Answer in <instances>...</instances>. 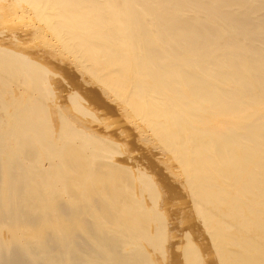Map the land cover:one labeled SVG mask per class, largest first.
<instances>
[{"label":"bare ground","instance_id":"obj_1","mask_svg":"<svg viewBox=\"0 0 264 264\" xmlns=\"http://www.w3.org/2000/svg\"><path fill=\"white\" fill-rule=\"evenodd\" d=\"M10 5L37 21L30 36L45 56L67 54L98 85L87 99H113L166 155L212 264H264V0H0ZM10 29L0 38V264H162L170 232L157 173L115 158V140L84 125L97 117L78 91L68 101L83 123L53 110V64L11 46ZM192 235L170 264L202 260Z\"/></svg>","mask_w":264,"mask_h":264},{"label":"rangeland","instance_id":"obj_2","mask_svg":"<svg viewBox=\"0 0 264 264\" xmlns=\"http://www.w3.org/2000/svg\"><path fill=\"white\" fill-rule=\"evenodd\" d=\"M16 8H18V7L14 6V5H12V6L10 5V8L7 6L4 8V11L0 10V38L2 40H4L6 37L11 35L10 33H12V31L10 28H14L13 32L16 33V35L18 32L17 36H19L18 37L19 41H16V39L15 40L12 39L13 42L10 41L11 46H15L17 49H21L25 52H28L29 54H33V53L36 54L37 53V55H34V54L33 55L37 56L38 58L42 59L43 61L45 60L44 62H46V64L49 62L47 64V66L49 64H53V65H49V69H50V71L52 70L54 75L52 73H49L50 75L48 76L49 82H50L52 90H53V94H52L51 100L49 99V95L47 94L46 103L50 104L53 110H56V109L64 110V108L62 106H66L67 109L74 116H77L79 119H81V123H83L84 120H86L85 121L86 123L84 122V125H88L87 126L88 128L90 127V129H94V130L97 129L98 130V131L96 130L97 132H101L103 134L108 135L110 138H113L115 140V141L114 140L113 141L115 143H117L118 153L115 154V158L118 161H121V162L126 163L128 165L133 164V166H140L141 168L146 169L150 174L156 175V173H157V175H156L157 177H155L154 175H151L154 180L158 179V180H155V181H158L157 183H159V181H160V184H161V192H160V195L157 199V206L163 215L167 234L170 232L167 235L168 237L166 236V238H165L166 242L164 241V245L166 244L165 245L166 247L164 246V252L166 253V255L164 253V256L159 258V260H160L159 263L170 264L171 258H174L173 253L175 255V253L179 250V248H177V247H179V245L182 241L181 235H183L184 232L191 233V235L193 234L192 233L193 230L191 228L188 229V227L190 225L189 220H188V216H191L193 219V226H194V230H195L194 236L193 235L192 236L195 238V239L193 238L195 243L198 244L199 246H201V250H202V254H203V258L198 264H201V263L202 264H212V261H213V257L211 256L212 251H211V249H209L207 247V242H206V239L203 235L204 233L199 232V228H198V225L195 221L194 215L192 213V207H191V204H190V202L186 196V192L184 191L181 183L176 182L175 179H177V178L175 177L174 174H173L174 177H173V175L171 176L173 179L170 177V175H171L170 173L171 172L173 173L174 170H172V171L166 170V168H164L165 164L161 163V162H164L165 159H162V158H164V157L166 158V155L162 151H159L158 148H156L153 140L150 137H148L149 134L147 133V131H143V130L141 131L137 126H135V125H137V123H135V121H136L135 119L133 121V118L127 117L128 118L127 119L124 116L126 118V121H127L126 122L123 115H121L119 117V113H122V112H121V110H119L120 108H117V105H115L116 102H114L113 99H110V98L102 95L103 96L102 105L103 104L105 106L107 105V107L109 109H111L110 111H112V110L115 111V112L112 111L113 113L112 112L110 113V111L107 110L108 108L104 107V105H103L104 108H102V105L97 106L96 104L92 103L89 99H87V96L85 94L89 93L93 89L95 91L101 93L100 88L97 87L98 85L91 83L88 80L89 78H87L85 74H84L85 75L84 76L82 73L78 72V70L76 68H74V66L72 65L73 63L71 61L70 56H67V54H59V53L55 52L56 54H51L50 56L49 55L45 56V53L43 52L44 46L42 49L41 45L43 43L40 41V38H38V37L36 38V36L35 37L30 36V32H32V28L33 27L35 28L38 25V24H36L37 21L35 20L36 21L35 22L33 20V16H30V15L25 16V14L24 15H23V13L21 14V12H19L20 8H18V9H16ZM9 9H10V12H12L11 13L12 15L10 14ZM13 9L15 10V12L11 11ZM7 12H9V13L7 14ZM13 13L16 16L13 15ZM21 15L25 16V18L23 17L24 18L23 20H22ZM9 16H10V18H9ZM18 16H19V18H21L22 21L18 18ZM18 19H19V21H18ZM8 20H10V21H8ZM24 20H25V22H23ZM19 22H22V24H20ZM15 26H17V27H15ZM26 34H27V36H26ZM52 55L55 57H53ZM64 67H65V69H64ZM66 71H69V74ZM73 73H75V74H73ZM68 75H71V76H68ZM72 75H75V78H74L75 83L71 82L70 79H67V76H68V78H70V77H72ZM71 83L73 85L78 84L80 86L78 88H75V86H73ZM86 84H88V85L86 86ZM84 85H85V87H84ZM88 86L91 88H88ZM71 90L72 91H78V93L84 98L82 100L83 105L85 104V107L88 108L90 111H92L93 115H95L98 119L95 118L96 119L95 120L92 116H89V115H88V117H87V115L84 116L85 117V119H84V117L82 115H80V114L78 115L76 112L73 111L72 108H70L71 105H70V102L68 101V93L72 92ZM84 91L87 93H85ZM85 97H86V99H85ZM114 107H115V109H114ZM117 109L119 111H117ZM115 114L117 115L116 118H114ZM117 118L118 119L120 118V120L118 121ZM116 119H117V121H116ZM118 122H121V125H120V123L117 124ZM114 132H115V134L112 135ZM109 134H111V135H109ZM148 143H150V144L148 145ZM143 154H145V155H143ZM148 155L150 156V158ZM122 158H124V159H122ZM161 160H163V161H161ZM161 164L163 165L164 170L162 168H160ZM157 166H160V167H157ZM166 173L168 175L169 174L170 175L168 176ZM191 213H192V215H191ZM167 228L169 230H167ZM189 230L192 232H190Z\"/></svg>","mask_w":264,"mask_h":264}]
</instances>
